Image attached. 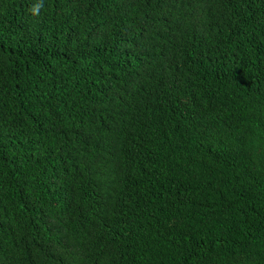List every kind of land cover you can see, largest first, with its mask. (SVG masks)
<instances>
[{"label": "trees", "instance_id": "obj_1", "mask_svg": "<svg viewBox=\"0 0 264 264\" xmlns=\"http://www.w3.org/2000/svg\"><path fill=\"white\" fill-rule=\"evenodd\" d=\"M0 0V264H264V0Z\"/></svg>", "mask_w": 264, "mask_h": 264}, {"label": "clouds", "instance_id": "obj_2", "mask_svg": "<svg viewBox=\"0 0 264 264\" xmlns=\"http://www.w3.org/2000/svg\"><path fill=\"white\" fill-rule=\"evenodd\" d=\"M43 0H38V2L33 6V9L32 11L35 13V14H39L40 12V9L43 7Z\"/></svg>", "mask_w": 264, "mask_h": 264}]
</instances>
